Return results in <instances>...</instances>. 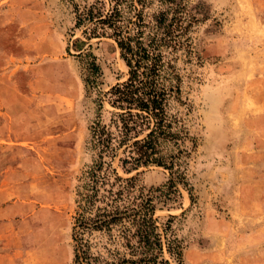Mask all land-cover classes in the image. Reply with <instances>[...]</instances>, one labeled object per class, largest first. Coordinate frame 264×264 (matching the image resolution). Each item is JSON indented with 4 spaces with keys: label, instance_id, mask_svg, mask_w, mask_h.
<instances>
[{
    "label": "rangeland",
    "instance_id": "374dc122",
    "mask_svg": "<svg viewBox=\"0 0 264 264\" xmlns=\"http://www.w3.org/2000/svg\"><path fill=\"white\" fill-rule=\"evenodd\" d=\"M91 1L0 0V78L20 95L0 87V252L11 264H73L77 188L98 160L90 127L108 123L103 93L127 77L112 38L75 26L74 3ZM177 1L192 25L167 55L180 79L168 112L184 126L174 164L125 172L121 149L104 160L151 199L170 264H264V0ZM87 52L100 65L93 88ZM121 225L84 231L94 264L131 258Z\"/></svg>",
    "mask_w": 264,
    "mask_h": 264
},
{
    "label": "trees",
    "instance_id": "16d2710c",
    "mask_svg": "<svg viewBox=\"0 0 264 264\" xmlns=\"http://www.w3.org/2000/svg\"><path fill=\"white\" fill-rule=\"evenodd\" d=\"M157 1L159 6L152 13L147 8L153 0H93L83 7L74 3L75 26L83 27L87 38H112L127 77L103 93L115 109L108 123L97 119L90 127V148L96 150L98 160L83 171L77 188L73 264H94L98 259L90 253L84 231H110L124 221L121 238L131 258L119 264H170L163 255L164 241L153 218L151 199L133 196L131 179L118 175L110 161L104 160L105 156L114 158L121 149L124 157L119 158V165L130 172L150 163L171 166L177 157L171 147L178 144L184 126L169 114L168 101L174 94L179 98L180 79L167 55L188 44L192 20L177 0ZM84 67L86 86L93 88L100 74L93 53L84 55ZM170 185L174 186L171 180ZM165 241L168 253L180 255L174 241L168 237Z\"/></svg>",
    "mask_w": 264,
    "mask_h": 264
},
{
    "label": "crops",
    "instance_id": "0c3cea01",
    "mask_svg": "<svg viewBox=\"0 0 264 264\" xmlns=\"http://www.w3.org/2000/svg\"><path fill=\"white\" fill-rule=\"evenodd\" d=\"M0 87H2V92L5 99L9 100L10 97H14L16 96L17 98H19L20 95L19 94V88L18 86L12 82L9 78H6V81H3V78H0ZM14 107H17L16 105ZM19 107V106H18ZM9 253L7 252H0V264H11V262L9 261L8 258Z\"/></svg>",
    "mask_w": 264,
    "mask_h": 264
}]
</instances>
